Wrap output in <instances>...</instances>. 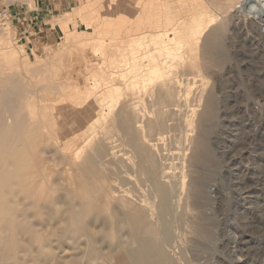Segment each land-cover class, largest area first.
Instances as JSON below:
<instances>
[{
  "label": "bare ground",
  "instance_id": "obj_1",
  "mask_svg": "<svg viewBox=\"0 0 264 264\" xmlns=\"http://www.w3.org/2000/svg\"><path fill=\"white\" fill-rule=\"evenodd\" d=\"M227 5L222 13L235 9L264 44V0H228ZM219 16L194 20L190 36L198 40L206 32L199 53L195 41L170 27L174 16L163 18L166 29L157 35L163 45L142 51L135 43L137 55L121 73L123 82L98 96L97 120L107 122L105 133L98 139L88 135L85 142L78 135L61 169L36 157L50 138L33 126L38 122L24 100L5 97L7 105L0 104V264H179L172 250L182 264H198L185 257L179 242L198 208L192 184L183 178L188 175L179 167L181 159L198 160L204 150L201 117L212 112L216 92L201 61L212 62L225 47L226 18ZM160 20L153 15L145 25L153 28ZM154 35L148 31L144 43ZM3 44L0 38L5 64L9 56ZM104 64L87 68V92L75 91L89 98L99 90L94 73ZM118 93L123 97L115 100ZM29 148L37 164L29 161ZM66 248L69 257L60 254Z\"/></svg>",
  "mask_w": 264,
  "mask_h": 264
},
{
  "label": "rangeland",
  "instance_id": "obj_2",
  "mask_svg": "<svg viewBox=\"0 0 264 264\" xmlns=\"http://www.w3.org/2000/svg\"><path fill=\"white\" fill-rule=\"evenodd\" d=\"M35 2L7 0L13 15L21 13L22 22L14 17L1 20L0 38L9 57L5 64L0 58V104L6 106L5 97L13 94L24 100L33 123L38 122L33 126H41V133L50 138L40 145L36 157L53 169H61L62 158L69 146L77 145L78 135L85 142L88 135L98 139L105 133L103 127L108 124L97 120L101 112L97 99L123 82L121 73L129 70L137 55L132 48L135 43L142 45V51L163 45L157 35L166 29L165 19L174 16L176 23L170 27L195 41L199 53L206 32L201 39H193L194 20L225 16L227 30L221 36L225 47L213 55L212 62L201 61L216 92L210 101L212 114L201 117L205 151L198 160H180L179 170L188 175L182 177L191 182L199 205L192 210L179 242L185 257L194 263L264 264V44L257 41L260 32H254L249 20L237 16L235 9L222 13L228 10V0H51V13L44 19L32 14L26 19L23 11L34 8ZM153 15L161 20L152 28L145 23ZM148 31L156 34L148 38L153 46L144 43ZM103 61L104 68L94 73L102 86L91 97H83L75 89L87 92V68ZM122 97L118 93L114 99ZM26 152L29 161L37 164L36 154L30 148ZM176 251L171 256L182 264ZM60 254L69 257L70 251L66 248Z\"/></svg>",
  "mask_w": 264,
  "mask_h": 264
},
{
  "label": "crops",
  "instance_id": "obj_3",
  "mask_svg": "<svg viewBox=\"0 0 264 264\" xmlns=\"http://www.w3.org/2000/svg\"><path fill=\"white\" fill-rule=\"evenodd\" d=\"M51 7H52L51 0H36L34 8H32L28 11L27 10L23 11V17H25L27 19L28 16H31V14H32L33 16H35L37 18L42 17L44 19L47 15H49L51 13V9H52Z\"/></svg>",
  "mask_w": 264,
  "mask_h": 264
},
{
  "label": "built area",
  "instance_id": "obj_4",
  "mask_svg": "<svg viewBox=\"0 0 264 264\" xmlns=\"http://www.w3.org/2000/svg\"><path fill=\"white\" fill-rule=\"evenodd\" d=\"M22 20L19 12L12 14V9L9 8L7 0H0V20H10L11 18ZM22 22V21H21Z\"/></svg>",
  "mask_w": 264,
  "mask_h": 264
}]
</instances>
